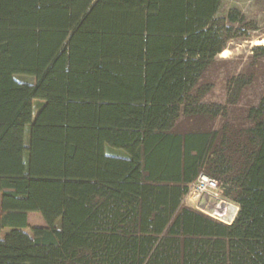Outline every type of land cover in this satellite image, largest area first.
<instances>
[{
    "label": "trees",
    "instance_id": "1",
    "mask_svg": "<svg viewBox=\"0 0 264 264\" xmlns=\"http://www.w3.org/2000/svg\"><path fill=\"white\" fill-rule=\"evenodd\" d=\"M220 5L0 0V264H264V93L240 106L255 69L204 100L249 36ZM199 173L237 204L229 223L184 205Z\"/></svg>",
    "mask_w": 264,
    "mask_h": 264
},
{
    "label": "rangeland",
    "instance_id": "2",
    "mask_svg": "<svg viewBox=\"0 0 264 264\" xmlns=\"http://www.w3.org/2000/svg\"><path fill=\"white\" fill-rule=\"evenodd\" d=\"M230 8H237L244 21L251 22L247 26L250 27L247 30L249 36L233 38L226 45L224 52L218 54L217 66L211 68L207 74L213 87L204 100L224 104L226 101V80L251 64V69H255V78L251 86L243 93L240 106H245L256 103L264 93V57H254L252 52L255 45H264L255 43L264 38V0H221L218 15H225ZM24 79L30 78L24 77ZM234 113L233 111L229 112L230 115ZM185 197L184 205L194 206L187 202V197ZM28 221L31 226L45 225L42 217L34 212L29 213Z\"/></svg>",
    "mask_w": 264,
    "mask_h": 264
},
{
    "label": "built area",
    "instance_id": "3",
    "mask_svg": "<svg viewBox=\"0 0 264 264\" xmlns=\"http://www.w3.org/2000/svg\"><path fill=\"white\" fill-rule=\"evenodd\" d=\"M219 189L220 184L217 180L204 173H199L188 185L187 202L213 218L229 223L236 214L238 206L235 202L224 198ZM202 198L205 200L204 204L199 203Z\"/></svg>",
    "mask_w": 264,
    "mask_h": 264
},
{
    "label": "crops",
    "instance_id": "4",
    "mask_svg": "<svg viewBox=\"0 0 264 264\" xmlns=\"http://www.w3.org/2000/svg\"><path fill=\"white\" fill-rule=\"evenodd\" d=\"M204 202H205V200H204V198H202V199H200V204H204ZM192 207H194V208H196V209H198L197 207H195V206H192ZM204 212V211H203Z\"/></svg>",
    "mask_w": 264,
    "mask_h": 264
},
{
    "label": "bare ground",
    "instance_id": "5",
    "mask_svg": "<svg viewBox=\"0 0 264 264\" xmlns=\"http://www.w3.org/2000/svg\"><path fill=\"white\" fill-rule=\"evenodd\" d=\"M255 43H260V44H264V39L261 40H257Z\"/></svg>",
    "mask_w": 264,
    "mask_h": 264
}]
</instances>
